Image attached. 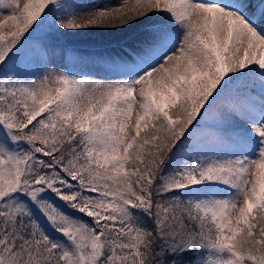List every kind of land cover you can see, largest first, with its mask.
I'll use <instances>...</instances> for the list:
<instances>
[{
	"label": "snow or ice",
	"instance_id": "6c2138e0",
	"mask_svg": "<svg viewBox=\"0 0 264 264\" xmlns=\"http://www.w3.org/2000/svg\"><path fill=\"white\" fill-rule=\"evenodd\" d=\"M0 264H264V0H0Z\"/></svg>",
	"mask_w": 264,
	"mask_h": 264
},
{
	"label": "rangeland",
	"instance_id": "374dc122",
	"mask_svg": "<svg viewBox=\"0 0 264 264\" xmlns=\"http://www.w3.org/2000/svg\"><path fill=\"white\" fill-rule=\"evenodd\" d=\"M84 2L93 5L98 4L102 8L105 4H111L113 7H118L123 0H84ZM136 31L137 30H131L127 33L106 34L113 32V30H105L104 33L96 30H84L81 34L61 36L59 40H64L69 45L77 48L76 50L71 51V53H77L87 58L107 53L121 52L125 47L134 46ZM59 49L60 51L58 52L54 63L57 65H63L66 60V53L64 49ZM77 69L97 76L106 75L101 67L87 63L77 65Z\"/></svg>",
	"mask_w": 264,
	"mask_h": 264
}]
</instances>
